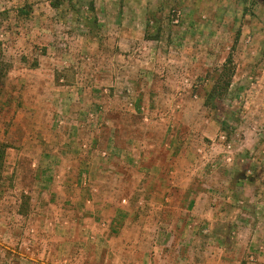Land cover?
Instances as JSON below:
<instances>
[{"label": "rangeland", "instance_id": "374dc122", "mask_svg": "<svg viewBox=\"0 0 264 264\" xmlns=\"http://www.w3.org/2000/svg\"><path fill=\"white\" fill-rule=\"evenodd\" d=\"M2 143L0 264H264V0H0Z\"/></svg>", "mask_w": 264, "mask_h": 264}, {"label": "trees", "instance_id": "16d2710c", "mask_svg": "<svg viewBox=\"0 0 264 264\" xmlns=\"http://www.w3.org/2000/svg\"><path fill=\"white\" fill-rule=\"evenodd\" d=\"M52 5L57 7L58 2L57 1L52 2ZM6 12L7 11H5L3 13H6ZM18 13L22 14V15L28 14L29 10L25 6H20L18 8ZM37 65H38V63L35 62L34 66H37ZM233 72H234L233 57H232V54L230 53L229 56L226 58V61L223 64V66L219 72V76H218L216 83H214V86L212 87L208 101H214L216 94L222 93V91H225L228 89V87L231 84ZM5 155H6V147H5V144L2 143V144H0V179L2 176L3 167L5 164Z\"/></svg>", "mask_w": 264, "mask_h": 264}, {"label": "crops", "instance_id": "0c3cea01", "mask_svg": "<svg viewBox=\"0 0 264 264\" xmlns=\"http://www.w3.org/2000/svg\"><path fill=\"white\" fill-rule=\"evenodd\" d=\"M25 263V262H24Z\"/></svg>", "mask_w": 264, "mask_h": 264}]
</instances>
